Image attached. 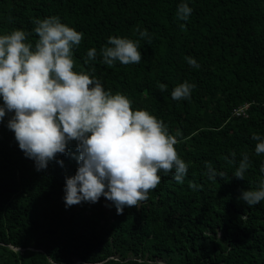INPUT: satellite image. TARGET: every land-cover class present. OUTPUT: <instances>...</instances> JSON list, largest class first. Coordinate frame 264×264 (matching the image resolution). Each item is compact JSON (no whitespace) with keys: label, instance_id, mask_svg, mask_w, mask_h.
Returning <instances> with one entry per match:
<instances>
[{"label":"trees","instance_id":"trees-1","mask_svg":"<svg viewBox=\"0 0 264 264\" xmlns=\"http://www.w3.org/2000/svg\"><path fill=\"white\" fill-rule=\"evenodd\" d=\"M181 3L193 9L187 21L176 18ZM49 17L83 33L73 70L162 121L188 171L178 183L174 168L160 170L148 199L121 215L103 196L66 208L77 142L37 171L2 123L0 264H49L48 257L56 264H264V201L249 207L240 199L264 182V153H255L252 139H264V0H0V36L22 30L34 46V21ZM109 37L139 41L141 62L104 64ZM92 48L97 55L88 60ZM184 82L196 86L190 98L173 100ZM245 103L247 117L230 118ZM244 154L250 166L241 180L234 172ZM205 162L223 177L210 181Z\"/></svg>","mask_w":264,"mask_h":264},{"label":"clouds","instance_id":"clouds-1","mask_svg":"<svg viewBox=\"0 0 264 264\" xmlns=\"http://www.w3.org/2000/svg\"><path fill=\"white\" fill-rule=\"evenodd\" d=\"M192 11L187 3H181L176 18L187 21ZM34 23L38 36L34 46L25 43L27 34L22 30L0 36V121L6 111L14 113L7 127L19 149L35 161L37 171L45 170L58 154H66L70 142H77L79 155L74 158L79 167L75 176L66 179V208L81 202L95 204L103 196L121 215L125 207H136L148 199L149 191L160 183V170L167 175L174 168L176 182L183 183L188 166L174 147L176 137L168 133L164 123L145 110L133 111L127 97L105 92L99 81L73 70L72 49L80 45L83 33L61 23L58 17L36 19ZM185 27L180 25L182 30ZM137 31L141 39L150 42L147 30ZM138 44L109 37L100 51L102 62L109 67L116 61L139 64L142 56ZM96 55L95 48L87 52L88 60ZM185 59L190 67L199 68L194 58ZM158 87L161 91L167 88L164 84ZM195 87L184 82L174 88L171 97L189 99ZM252 139L258 141L255 153H264V139L256 134ZM231 155L235 157L234 152ZM57 163L63 167V161ZM249 166V157L244 154L234 177L243 180ZM205 167L210 181L224 175L209 162ZM260 171L264 173V165ZM189 187L195 190L198 185L189 182ZM240 199L249 207L264 201V182L258 190L243 191ZM48 259L49 264H56L52 257Z\"/></svg>","mask_w":264,"mask_h":264},{"label":"built area","instance_id":"built-area-1","mask_svg":"<svg viewBox=\"0 0 264 264\" xmlns=\"http://www.w3.org/2000/svg\"><path fill=\"white\" fill-rule=\"evenodd\" d=\"M2 106H3V102L0 105V107H2ZM247 109H248V104H245V105H242V106L237 107L236 109L233 110L232 117L240 118V117L247 116V113H246L247 112ZM13 115H14V113L7 112L6 111L5 117L3 118L2 121H0V125L2 123L8 122L12 118Z\"/></svg>","mask_w":264,"mask_h":264}]
</instances>
